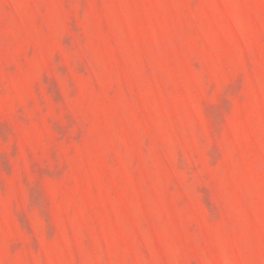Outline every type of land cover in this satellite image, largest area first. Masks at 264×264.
<instances>
[{
    "label": "rangeland",
    "instance_id": "374dc122",
    "mask_svg": "<svg viewBox=\"0 0 264 264\" xmlns=\"http://www.w3.org/2000/svg\"><path fill=\"white\" fill-rule=\"evenodd\" d=\"M0 264H264V0H0Z\"/></svg>",
    "mask_w": 264,
    "mask_h": 264
}]
</instances>
